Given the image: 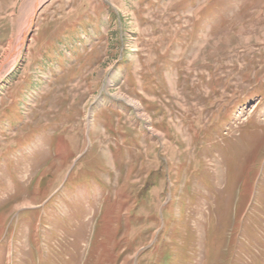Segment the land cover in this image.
<instances>
[{
	"label": "rangeland",
	"instance_id": "1",
	"mask_svg": "<svg viewBox=\"0 0 264 264\" xmlns=\"http://www.w3.org/2000/svg\"><path fill=\"white\" fill-rule=\"evenodd\" d=\"M37 1L0 0V264H264V0H43L5 65Z\"/></svg>",
	"mask_w": 264,
	"mask_h": 264
},
{
	"label": "bare ground",
	"instance_id": "2",
	"mask_svg": "<svg viewBox=\"0 0 264 264\" xmlns=\"http://www.w3.org/2000/svg\"><path fill=\"white\" fill-rule=\"evenodd\" d=\"M42 1L43 0H38L36 2L37 4L34 7V11L27 17L25 24L21 30L20 38H19L18 42L16 43L13 51L9 54V57H8L7 61L5 62V65L10 64L12 66L17 61V58H19L21 51L26 44V39L30 33L32 26H33L36 9L39 7V5ZM2 69H3V67H2Z\"/></svg>",
	"mask_w": 264,
	"mask_h": 264
}]
</instances>
